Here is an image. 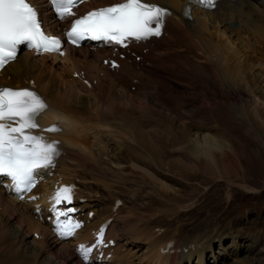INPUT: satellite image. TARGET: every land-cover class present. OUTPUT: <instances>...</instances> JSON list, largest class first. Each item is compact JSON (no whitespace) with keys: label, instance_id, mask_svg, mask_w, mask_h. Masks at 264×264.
Instances as JSON below:
<instances>
[{"label":"bare ground","instance_id":"1","mask_svg":"<svg viewBox=\"0 0 264 264\" xmlns=\"http://www.w3.org/2000/svg\"><path fill=\"white\" fill-rule=\"evenodd\" d=\"M121 1L123 0H94L93 4L81 7L79 15ZM146 2L168 7L173 11V15L169 19L170 37L163 41L153 40L158 44L152 46L150 52L144 56L175 73L185 72L189 83L198 87L200 101L189 108L184 106L186 100L173 105L151 99L147 92L152 83L156 89L178 100L192 94L173 89L167 81L145 72L144 68L136 67L133 62L122 60L119 73L110 70L103 64V59L107 58L110 51L107 48L92 50L88 46L69 47L64 57L22 51L0 74V86L19 88L34 80L35 87L50 104L49 110L41 117L42 123L48 124L54 120L63 123L65 130L58 136L65 141L66 150L63 156L66 162V179L80 175L82 184H101L109 191H112L115 184L126 181L133 185L132 192L148 188L143 202L154 195L161 197L155 187L167 193L173 191L172 185L161 181L150 172L153 171L159 177L157 169H162L164 163L167 164L165 168L174 166L186 171L196 168L211 170L212 165L219 167L227 164L238 171L241 168L239 156L244 155L230 154V147L224 150L225 124L237 134L229 121V117L238 119L235 107L239 109V116L245 118L246 114L248 119L252 117L251 120L261 119V113H264L263 108L253 107V104H260L256 99L264 100L258 95L264 85L261 86L258 75L254 74L251 78L253 72L248 68L247 62L253 60V56L245 54L241 46L243 43L250 46L252 38H255L262 41L264 47V7L249 0L220 2L212 12L195 9L193 20L189 21L182 16L186 0ZM45 22L51 33L58 32L57 23H51L50 19ZM63 23L60 25H65ZM230 24H236L237 31L233 32L227 27ZM195 72L201 73L205 88L198 85L194 78ZM74 73H78V78L73 77ZM211 77L213 79H210ZM85 79L91 82V86L84 83ZM135 79L139 80L140 86L133 92L127 89L125 81L131 86ZM211 81L214 86L210 89L208 85ZM176 93H185L187 96ZM235 94H239L240 102L231 109L229 101H236ZM222 95L229 101L220 99ZM214 108H219V111H214ZM204 109H209L211 116ZM195 114L199 124L195 121ZM219 116L224 118L222 124L219 122ZM211 117L216 118V124L205 125ZM246 121L247 119L242 120L241 125L247 124ZM250 123L252 125V122ZM123 146L124 151H128L126 155L132 154L131 159L125 157V154L120 156L121 152L118 150ZM167 151L176 152L180 158L169 157L168 160L174 161L166 160ZM132 152H135V156ZM247 156L248 162L252 161L251 166L261 161V156L251 153ZM128 168L131 174L126 173L129 172ZM47 186L43 184L40 191L44 192ZM256 191L259 192V189ZM97 192L99 191L95 193ZM247 192H255V189H247ZM83 193L82 191L81 194ZM87 193L89 196H98L101 201L111 195ZM112 194L114 199L118 198L116 194ZM41 201L45 202V198ZM175 204L182 209L188 203ZM22 206L0 188V264H82L69 251L68 244L55 239L50 230L35 220ZM229 206L220 208L219 212L217 210V225L212 224L211 220L208 222L205 216L206 218L191 228L176 226L170 239L175 240L177 247L194 245L197 249L213 251L219 264H264V226L260 227L256 220H249V227L235 225L233 222L236 219L228 221V215L235 213L236 209ZM125 207L124 203L117 214V221L122 220V228H128L129 232L123 231L125 236L122 235L118 231L117 223L113 234L123 236L128 242L140 243L143 247L147 245V253L143 259L146 256H157L160 248L170 239L164 242L158 240L154 234L142 237L134 233L135 227L142 223L134 220L130 210L123 216ZM110 213L111 207L106 205L104 212L98 213L91 225L103 220ZM202 228L205 230L198 232ZM246 228L249 232L244 233ZM180 229H183L182 233ZM139 232L146 233L144 229ZM34 233H38L39 238H35ZM84 234H87L86 229L83 230L82 235ZM227 238H231V244L228 247H220V242Z\"/></svg>","mask_w":264,"mask_h":264},{"label":"snow or ice","instance_id":"2","mask_svg":"<svg viewBox=\"0 0 264 264\" xmlns=\"http://www.w3.org/2000/svg\"><path fill=\"white\" fill-rule=\"evenodd\" d=\"M84 0H52L59 19L75 16L74 8ZM216 0H194V3L212 8ZM169 9L146 0L124 2L87 12L72 21L65 33L67 40L78 45L85 39L104 41L127 47L132 41H147L159 37ZM27 45L37 52L62 53V41L42 29L37 9L29 0H0V69L17 57L18 47ZM113 67H116L113 64ZM49 108L46 101L29 89L0 88V173L10 177L17 193L31 191L37 182L40 169L54 168L60 156L59 142L50 140L41 132H57L52 125L41 129L38 118ZM71 186L57 188L52 197L51 212L55 216V228L61 237L74 235L82 227L72 218L74 207L61 209V204L71 205ZM21 199L23 196L20 197ZM64 218V219H61ZM103 230L93 247L104 244ZM93 248L81 245L79 251L88 260Z\"/></svg>","mask_w":264,"mask_h":264},{"label":"rangeland","instance_id":"3","mask_svg":"<svg viewBox=\"0 0 264 264\" xmlns=\"http://www.w3.org/2000/svg\"><path fill=\"white\" fill-rule=\"evenodd\" d=\"M262 48H264L263 45ZM252 59L253 60H249V62H247L248 68L251 70V72H253V74H251V78L254 76V74L258 75V79L260 80L262 86L264 85V78L262 76L263 73L260 71L259 67L264 63V57H260L257 59L252 58ZM254 63H256V66H254ZM212 75L215 74L212 73ZM210 79H213V77H211ZM213 84L214 82L211 81L210 84L208 85V88L210 89L213 88L214 86ZM188 91L192 95L188 96L183 100H178L162 91H158L159 93L156 92L157 95L156 97H153V100L154 99L156 100L161 95L159 99H161L162 97L161 99L162 101L173 105L177 103H182L184 100H186L185 105H192L195 103H199L200 92L196 91V88L188 89ZM220 93L222 94V92ZM176 94L187 96V94L185 93L183 94L176 93ZM207 94L212 96L210 93ZM223 95L220 97V99L229 101L225 99ZM235 95L237 97L236 101L235 102L229 101V105H232L230 107L231 109H233V107L236 106L235 104H238L240 102L239 94H235ZM258 95L259 97L264 99V88L258 91ZM256 100L260 102L261 106L260 104L257 105L253 104V107L256 106L264 109V107L262 106L264 105V100H259V99ZM218 109L214 108V111L216 110L219 111ZM185 110L189 111V109H185ZM204 111L211 116V112L209 111V109H204ZM220 111L225 114L224 111L222 110ZM235 111H236V116L238 115L237 116L238 119L234 120L229 117V121L231 122L232 125L230 126L234 127V130L236 131L237 134H234L233 131L230 129V127L226 126L227 124H225L224 127L225 137L223 141V147L224 150L227 147L232 148L230 154L234 153L237 156L241 154L244 155V156H239V158L241 159V161L239 162L240 164L239 167L241 168L238 171L235 169V167L228 166L227 164L220 165L219 167L212 165L211 170L208 168L206 169L203 168V170L201 168H196L193 171H186L182 168H178L174 166L171 167L167 166V168H165L167 164L165 165L164 163L162 169H157L159 177L153 171L150 170V172L154 174L157 178H159L161 181L172 185L173 191H168L167 193L164 192L159 187H155L157 191L160 193V196L162 198L154 195V197H150L147 200L145 199L144 202L143 199L145 197V194L147 192L146 190H148V188L144 190H136L137 192L133 191L135 196L130 197L128 191L133 190L134 188L131 183H123L118 186L119 195H121L123 198H127L130 200L129 205L136 215L155 214L151 217V224L149 225L150 231H155L156 227H162L164 229L167 228L169 233V230H172L174 227L177 226V224L189 228L192 226H196L197 223H199L203 218L206 217L208 222H210L211 220L213 222L212 224H217L216 218L218 212L220 211V208H224L228 205H230L229 207L233 206L236 209L235 213L228 215L229 221L235 218L236 220L234 221H238L240 224H245V223L247 224L249 220L250 221L256 220L257 222L260 223L261 225L260 227L264 226V113H261V119L256 118L254 120L253 119L251 120L252 117L250 116V118L248 119L245 114V110H244L245 118H243L241 115L239 116L240 113L237 107H235ZM246 119H247L246 121L247 124L242 123L241 125L240 122H242V120L245 121ZM215 120L216 118L211 117L209 120L210 125L216 124ZM223 120H224L223 116H219L220 124H222L221 122ZM250 122H252V125ZM218 130H222V129H218ZM118 142L119 141H117V143ZM167 148L169 149V146H167ZM239 149H241V151ZM132 153L135 156V152ZM167 153L168 151L166 152V154ZM248 153H251V155H258V157L261 156L260 157L261 161H259L256 165L251 166L250 163H252V161L248 162V158H249V156H247ZM122 155L123 153L121 152L120 156ZM179 156L176 152H172V153H168V157L165 159L168 160L169 157L180 158ZM125 157L131 159L132 154L131 155L128 154ZM168 161H174V160L170 159ZM127 171L129 172L126 173L131 174L130 168H128ZM247 189L248 191L255 189V192H247ZM256 189H259V192L256 191ZM177 202H185L188 204H186L181 209V207H178L175 204ZM186 208L188 209L187 211H185ZM168 209L170 213L168 212ZM166 215L168 216L166 217ZM195 220L197 221V223H192ZM120 225L122 226V222L120 223ZM182 230L183 229H180L181 233ZM259 240L261 241V238H259Z\"/></svg>","mask_w":264,"mask_h":264}]
</instances>
